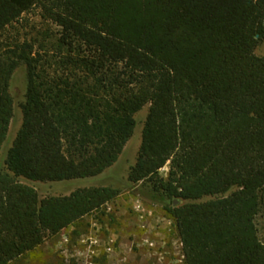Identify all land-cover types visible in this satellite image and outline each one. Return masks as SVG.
<instances>
[{
	"label": "trees",
	"instance_id": "16d2710c",
	"mask_svg": "<svg viewBox=\"0 0 264 264\" xmlns=\"http://www.w3.org/2000/svg\"><path fill=\"white\" fill-rule=\"evenodd\" d=\"M8 30L16 36L0 44V148L21 67L26 90L0 173V264L119 194L84 188L39 200L17 179L101 175L145 106L128 182L185 202L166 208L184 264H264V56L254 54L264 0H0V37Z\"/></svg>",
	"mask_w": 264,
	"mask_h": 264
},
{
	"label": "rangeland",
	"instance_id": "374dc122",
	"mask_svg": "<svg viewBox=\"0 0 264 264\" xmlns=\"http://www.w3.org/2000/svg\"><path fill=\"white\" fill-rule=\"evenodd\" d=\"M26 19L31 25L40 23L37 11L27 15ZM20 27L16 26L21 34L29 31ZM14 36L15 31L8 30L0 37V44L5 45ZM254 54L264 56V41L256 47ZM25 90V71L21 67L14 71L9 83L13 112L6 139L0 148V173H8L7 154L22 125L21 105ZM147 111L148 106H145L134 115L132 137L117 162L101 175L55 183L17 179L19 183L32 187L39 200L68 196L84 188L109 187L119 194L97 212L48 238L42 246L9 264H184L175 224L166 208L178 207L185 202L166 200L147 182H128L129 170L138 156ZM167 171L166 166L160 170L159 176L165 178ZM257 224L261 230L263 222L260 217Z\"/></svg>",
	"mask_w": 264,
	"mask_h": 264
}]
</instances>
